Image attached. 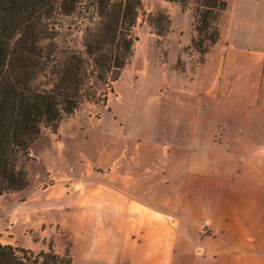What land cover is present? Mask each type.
Wrapping results in <instances>:
<instances>
[{
	"label": "crops",
	"instance_id": "crops-1",
	"mask_svg": "<svg viewBox=\"0 0 264 264\" xmlns=\"http://www.w3.org/2000/svg\"><path fill=\"white\" fill-rule=\"evenodd\" d=\"M227 2L220 38L200 62L199 53L185 52L193 12L165 0L161 7L181 34L164 65L183 78L187 94L184 132L165 133L157 144H166L171 159H185L177 171L184 186L165 181L171 160L147 165L144 140L119 134L117 120L107 122L113 133L81 125L103 141L85 160L74 156L73 182L81 189L45 190L58 207L59 230L71 237L73 259L79 253L84 264H264V0ZM179 58L182 70L173 68ZM180 89L170 87L173 99ZM195 158L203 159L198 185ZM185 239L196 246L190 252H182Z\"/></svg>",
	"mask_w": 264,
	"mask_h": 264
},
{
	"label": "trees",
	"instance_id": "trees-1",
	"mask_svg": "<svg viewBox=\"0 0 264 264\" xmlns=\"http://www.w3.org/2000/svg\"><path fill=\"white\" fill-rule=\"evenodd\" d=\"M192 11V48L204 57L218 42L227 0H165ZM141 0H0V196L24 190V161L43 129L55 130L85 104H106L95 84L118 81L131 62ZM89 21L83 51L59 47V18ZM158 36L170 29L151 15ZM162 21L167 29H160ZM0 264H74L71 253L0 244Z\"/></svg>",
	"mask_w": 264,
	"mask_h": 264
},
{
	"label": "rangeland",
	"instance_id": "rangeland-1",
	"mask_svg": "<svg viewBox=\"0 0 264 264\" xmlns=\"http://www.w3.org/2000/svg\"><path fill=\"white\" fill-rule=\"evenodd\" d=\"M141 1L143 10L139 13L134 29L138 41L131 62L123 69L118 81L106 85L95 84L98 95L107 97L106 104L87 103L72 116L65 117L57 129H43L40 137L30 146L29 158L24 161L27 187L17 193L0 196V244H10L35 253L48 252L52 249L59 255L69 252L73 256L71 237L63 230H59L58 207L50 204L52 196L46 194L45 190L55 185L66 187L67 182H73V172L77 166L74 156H81L85 160L84 155H92L97 151L98 144H103L96 134L91 137L86 130H80L81 125L87 122L94 124L95 131L104 127L113 133V128L107 125V122L117 120L120 124L119 134L125 133L136 141L144 140L146 146L144 160L147 165H151L154 160L159 162L162 160L163 163L171 160V169L165 181L172 180L184 186L185 175L177 171L185 159L179 156L177 159H171L166 144L163 143L162 146L157 144L165 133L179 135L180 132H184L182 123L186 117L184 104L187 94L183 88L185 81L176 77L177 73H169L170 67L164 65L173 56L172 49L181 40V34L173 30L170 15L161 8L163 0ZM158 11L167 15L171 22L169 31L163 32L162 36L157 35L158 31L152 23V20L158 17H150ZM58 22L63 25L57 26L61 32L57 40L59 47L83 51V35L86 27L90 26L89 21L75 15L59 18ZM181 22L184 27L187 26V21ZM176 24H180V21L177 20ZM158 27L167 29L164 21ZM191 31L194 38L196 36L194 23ZM185 52L188 54L196 52L192 48V41ZM201 60L202 56L196 62ZM173 68L183 69L181 58ZM171 86L181 88L174 99L170 94ZM215 117L211 116V120H215ZM154 150L161 151L163 158L153 157ZM202 160L194 159L195 185L203 181L202 175L196 172L200 169L198 167L202 165ZM98 165L105 166L102 162ZM67 218L66 222L72 221L69 216ZM182 244V252L184 250L190 252L196 247L187 239ZM191 261L188 256L185 262ZM74 264H84L79 253L74 255Z\"/></svg>",
	"mask_w": 264,
	"mask_h": 264
},
{
	"label": "built area",
	"instance_id": "built-area-1",
	"mask_svg": "<svg viewBox=\"0 0 264 264\" xmlns=\"http://www.w3.org/2000/svg\"><path fill=\"white\" fill-rule=\"evenodd\" d=\"M66 188H68L70 191H79L81 189V186L78 183L73 182H67Z\"/></svg>",
	"mask_w": 264,
	"mask_h": 264
}]
</instances>
